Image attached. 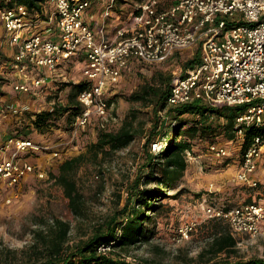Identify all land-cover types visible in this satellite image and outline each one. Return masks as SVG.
<instances>
[{
  "label": "built area",
  "instance_id": "obj_1",
  "mask_svg": "<svg viewBox=\"0 0 264 264\" xmlns=\"http://www.w3.org/2000/svg\"><path fill=\"white\" fill-rule=\"evenodd\" d=\"M96 2L102 3V10L93 28L89 9ZM116 2L45 0L52 11L37 23L25 5L0 4V20L15 46L8 58L2 57L0 48V65L12 78L13 89L38 97L42 87L64 73L63 66L69 67L83 55L77 82L85 84L76 95L80 111L67 129L72 140L93 120L106 118L113 105L108 94L124 72L138 63H163L177 51L198 46V61L184 75L172 76L165 108L159 112L198 99L212 107L243 105L234 122L241 143L235 178L255 188L258 180L253 172L264 150V134L253 136L243 149L242 140L246 126L264 122V0H136L121 23L115 22ZM39 23L43 26L37 29ZM54 103L42 109L51 110ZM2 107L11 112L23 110L14 103H0ZM62 143L1 138L0 187H13L32 173L41 177L42 170L23 156L41 151L57 155ZM150 145L156 150L158 142ZM207 150L216 157L229 156L225 145L210 142ZM202 211L206 218L225 221L234 235L255 236L264 230V197L229 207L206 202ZM192 226L190 222L178 227L179 238H187Z\"/></svg>",
  "mask_w": 264,
  "mask_h": 264
},
{
  "label": "rangeland",
  "instance_id": "obj_2",
  "mask_svg": "<svg viewBox=\"0 0 264 264\" xmlns=\"http://www.w3.org/2000/svg\"><path fill=\"white\" fill-rule=\"evenodd\" d=\"M134 1L136 0H117L114 6L117 9V22H123L124 12H129ZM190 53L191 51H183L164 63H138L124 72L113 91L108 94L113 105L106 118L93 120L72 140L67 131L69 124L65 115L54 119L44 132H39L31 124L28 114L37 109L42 110L53 100L62 104L66 102L68 84L77 82L80 78L78 69L84 63L83 55L77 56L69 67L61 66L64 73L42 87L38 97L29 96L33 106L25 104L26 97L13 89L12 79L0 75V103L9 102L11 100L8 99L15 97L16 109H23L11 112L0 108V139L20 135L48 143L58 140L64 142L60 145L63 147L62 151L57 155L41 151L23 156L35 169L42 170L41 177L32 173L13 187H0V264H31L44 259L47 253L44 242L55 235L56 219L68 224L63 248H69L89 236L97 226L105 224L110 217L117 214L120 216L121 213L117 212L127 204L129 193L142 187L153 189L156 186L153 181H144L145 154L148 148L152 154H156L170 143V135H162L157 131L165 116L159 110L156 111L161 120L155 122L151 106L129 100L128 96L140 85L149 82L156 70L169 72L172 76L180 74L181 62ZM25 106L29 109H24ZM130 114L136 116L138 133L128 146L114 151L106 148L97 154L87 151L96 139L97 124L115 128ZM192 118L189 113L180 117L181 122H184L181 130L191 124ZM222 121L220 118L217 124ZM154 125L157 127H153ZM175 126L176 121L168 120L164 126L161 125L165 133ZM153 131L156 139L147 143V137L151 138ZM154 140L158 142V147L151 150L150 143ZM176 140H186L190 144V149L185 151L186 168L181 177L164 190V195L149 201L156 208L154 211H147L150 217L143 223L148 232V240L128 251L127 260L131 262L203 264L210 257L206 249L212 239L214 227L219 226L214 220L205 217L203 205L209 202L229 207L264 197V161L257 169L260 181L255 188L251 189L235 178V165L241 143L234 131L224 133L217 129V133L207 137L195 136L188 139L180 135ZM210 142L225 145L229 156L212 155L207 150ZM78 154L84 155L79 165L71 171V176L82 199L79 210L73 213L67 206L61 189L54 184L52 176L57 173V167L63 160ZM129 201L133 205L134 196ZM190 222H193V226L188 237L180 239L176 233L178 227ZM222 224L225 222L221 220L220 225ZM234 236L237 240L236 253L232 258H264V230L255 236ZM200 252L202 256L199 255ZM218 256L219 254L216 258Z\"/></svg>",
  "mask_w": 264,
  "mask_h": 264
},
{
  "label": "trees",
  "instance_id": "obj_3",
  "mask_svg": "<svg viewBox=\"0 0 264 264\" xmlns=\"http://www.w3.org/2000/svg\"><path fill=\"white\" fill-rule=\"evenodd\" d=\"M2 5L10 6L13 4H23L31 12V14H42L45 0H10ZM45 6L48 8L47 4ZM190 56H186L181 62V73L187 67L196 63L199 58L198 46H194ZM193 51V52H192ZM175 52L168 60H172L175 55L182 54ZM167 61V60H166ZM164 61V62H166ZM163 62V63H164ZM172 75L167 72L156 70L151 75L149 82H145L138 89L132 91L128 99L140 102L144 105L151 106L152 114L155 117V122L161 119L156 115V111H162L165 108L166 98L169 92V86ZM84 82L79 81L69 83L66 102L64 104L55 102L52 109H42L29 113L31 124L39 132L47 130L52 121L65 115L68 122V128L74 117L80 111V105L76 101L77 93L84 87ZM109 101H113L111 97ZM243 105H225L221 104L217 107L202 102L201 100H192L188 103H182L177 106L167 107L161 114L164 115L163 121H160V126L157 127L162 135H170V143L159 149L156 154H152L149 148L145 154V167L143 173L145 183L153 181L156 186L151 188H139L134 193H129L127 204L121 211L119 216L110 217L103 225L97 226L89 236L85 239H80L73 246L63 248L68 224L56 219L57 231L55 235L46 239L44 244L46 247V255L44 259L31 264H148L149 262H131L127 260L128 251L135 248L139 243L148 240L147 229L144 227V221L149 219L147 211H154L155 206L149 201L156 199L158 196L164 195V190L179 179L186 168L187 161L185 151L190 149V144L186 140H176L180 135L192 139L195 136L207 137L217 133V129L222 132H233L235 116L243 110ZM186 113L193 116L192 122L186 128L181 130L184 122H181L180 117ZM136 116L130 114L125 116L115 128L106 126L96 128V139L91 143L87 151H93L97 154L100 151L117 150L128 146L138 133V127L135 124ZM222 118L223 121L217 124V120ZM176 121V126L171 127V131L165 133L163 128L165 121ZM163 123V124H162ZM155 131L152 132V137H147L146 142H150L155 138ZM264 134V122L255 125L251 124L244 128V136L242 140V149L247 146L253 136ZM22 138H29L20 135H10ZM106 151V150H105ZM84 154L66 158L57 167V173L53 175V182L62 192L63 197L67 202V206L73 213L79 210L82 196L78 191L75 181L71 176V171L76 168L81 162ZM250 188V187H249ZM252 189V188H251ZM161 192V194H158ZM130 195L134 196V204L130 205ZM215 224L212 239L206 249L210 257L203 261V264H264L262 257H249L246 259L232 258L236 253V238L232 234L228 224L220 225L221 219H213ZM223 221V220H222ZM107 247V250H98V247ZM219 256L216 258V255ZM202 256V252L199 253ZM215 258V259H214ZM214 259V260H213Z\"/></svg>",
  "mask_w": 264,
  "mask_h": 264
},
{
  "label": "crops",
  "instance_id": "obj_4",
  "mask_svg": "<svg viewBox=\"0 0 264 264\" xmlns=\"http://www.w3.org/2000/svg\"><path fill=\"white\" fill-rule=\"evenodd\" d=\"M101 10H102V3L101 2H96V3H94L93 5H92V8L91 9H89V12L93 15V19L91 20V26L93 27V28H96L97 27V25H98V22H99V20H100V12H101ZM114 10L116 11L117 9H116V7L114 8ZM52 11V8H51V6L50 5H48V8H45L44 10H43V12H42V14H32L33 15V19L35 20V18H36V20H35V23H37L38 21L40 22V19H42V18H45L46 16H47V14L49 13V12H51ZM44 12H45V14H44ZM120 13V12H119ZM121 14V13H120ZM36 16V17H35ZM112 21V19H110L109 20V22H111ZM116 23H117V21H115ZM108 25H110V23H108ZM41 26H43V24H40L39 23V27H37V29H39V28H41ZM3 23H2V21L0 20V48H1V54H2V57L3 58H8V57H10L11 55H12V53L14 52V50H15V46L14 45H12V44H10V42H9V40H8V36L6 35V32H5V30H3ZM4 31V32H3ZM106 33H108V31H109V28H107L106 29ZM0 75H2V76H5V77H9L10 78V80L12 79L11 77H10V75H8V73L6 72V70L5 69H3L2 68V66L0 65ZM7 75V76H6ZM19 94H23L24 95V97H26V99H25V104H27V105H32L33 106V103H31V101H30V99H28V98H30L29 97V95H27L26 96V94H24L23 92H20V91H17ZM21 99H23L22 97H20ZM38 99V98H37ZM8 100H11V101H9V102H6V103H14L15 105H16V103H17V101L15 100V97L14 98H12V99H8ZM4 101H6V100H4ZM13 101V102H12ZM239 154H240V151H239ZM264 161V150L262 151V153H261V156H260V158H259V160H258V163H257V167H256V169L254 170V172H253V177H255L257 180H258V183H259V181H260V177L258 176V174H257V169L259 168V166L262 164V162ZM237 166H238V159H237V163H236V165H235V168H237ZM237 170V169H236Z\"/></svg>",
  "mask_w": 264,
  "mask_h": 264
}]
</instances>
